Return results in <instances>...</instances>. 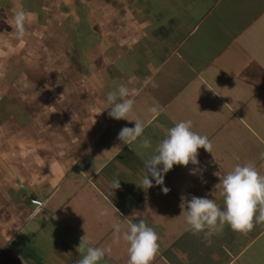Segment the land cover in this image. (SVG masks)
Segmentation results:
<instances>
[{"label":"crops","instance_id":"0c3cea01","mask_svg":"<svg viewBox=\"0 0 264 264\" xmlns=\"http://www.w3.org/2000/svg\"><path fill=\"white\" fill-rule=\"evenodd\" d=\"M121 84L144 125L127 145L118 134L135 122L111 118L106 99ZM182 120L212 153L142 188L145 160ZM261 153L264 0H0V264H78L83 237L111 246L100 264H127L112 225L128 218L158 234L151 264H264V225L206 239L180 216L192 196L223 207L220 177L248 162L264 175Z\"/></svg>","mask_w":264,"mask_h":264},{"label":"clouds","instance_id":"9594fccd","mask_svg":"<svg viewBox=\"0 0 264 264\" xmlns=\"http://www.w3.org/2000/svg\"><path fill=\"white\" fill-rule=\"evenodd\" d=\"M26 18L27 13L19 10L10 21V26L18 38L26 35ZM149 83L152 87L158 86L154 81L150 80ZM132 95L131 90L121 84L108 92L106 97L111 109L109 112L111 118L135 122L134 128L124 127L118 134V139L126 145L140 139L144 132V125L140 120L130 119L135 104L134 99L130 98ZM148 111L152 116L158 115L159 112L157 106L150 107ZM141 147L145 149L152 147L151 141L143 139ZM201 148L212 153L211 140L206 135L193 131L191 120L176 122L173 127L166 130L165 138L156 145L154 154L145 160L139 186L149 189L153 187L152 180H155L156 185L162 186L165 174L172 170L174 165L184 167L190 163L198 165V149ZM261 159H264V153H261ZM195 171L193 169L191 174H195ZM119 187V179H114L110 184L111 190ZM215 188L221 189L223 207L214 199L206 197L192 196L187 201L182 199L180 216L184 217L188 229L194 235L204 233L207 239L222 232L225 225L234 232L246 235L256 225H264V175L260 174L254 163L237 164L225 176L220 177V183ZM162 191L167 194L170 190L163 187ZM107 214V210L101 212V215ZM138 215L134 214L133 217ZM124 221L126 228H122L121 223L112 225L113 243L119 244L122 240L128 245L127 264H151L159 248L158 234L142 218L138 222H133L130 218ZM77 251L83 253L78 264H100L106 254L111 252V246L86 247L83 237Z\"/></svg>","mask_w":264,"mask_h":264}]
</instances>
